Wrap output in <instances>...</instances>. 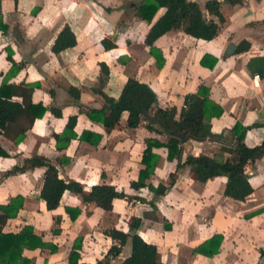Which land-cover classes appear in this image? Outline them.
<instances>
[{"label":"crops","instance_id":"crops-1","mask_svg":"<svg viewBox=\"0 0 264 264\" xmlns=\"http://www.w3.org/2000/svg\"><path fill=\"white\" fill-rule=\"evenodd\" d=\"M143 1H0V87L32 84V102L48 107L22 140L16 141L20 124L0 133V144L10 154L0 156V205L18 195L24 199L18 215L7 220L3 231L18 232L32 225L45 241L57 246L55 252L25 249L30 264H69L78 237L82 239L80 262L99 264L116 243L105 230L116 227L129 232L132 218L138 217L142 219L139 234L158 246L163 264H264V155L246 167L253 192L244 200L226 194L227 176L201 182L190 166L183 165L189 154L222 159L231 156L237 123L249 127L244 138L248 146L264 141V0L238 4L220 0L223 20L213 18L221 31L212 39L189 35L183 27L172 28L154 43L164 57L162 66L145 38L166 9L161 7L149 23L138 15ZM192 1L212 17L205 9L208 0ZM67 25L77 43L56 53L53 45ZM105 38L115 47L106 49ZM232 44L234 52L229 51ZM100 63L110 71L103 81ZM129 78L147 83L160 106H176L178 113L185 96L200 87L223 109L221 116L210 119L212 137L181 142L180 160H170L166 146L153 147L158 162L148 183L168 186L164 195L156 196L148 187L135 190L131 182L138 180L145 167L146 139L166 143L168 134L149 131L144 120L138 127H130L128 111L110 129L85 113L102 108L104 94L119 98ZM71 87L80 91L79 98L70 92ZM13 99L23 100L17 94ZM51 107L60 109L62 115H55ZM72 115H77L76 125L67 129ZM33 155L50 159L61 178L74 179L87 189L96 184L114 185L131 198H116L112 211H106L67 190L60 206L49 210L41 198L44 167L5 175ZM67 206L82 211L72 219ZM56 216H61L58 234L53 232ZM216 235L222 236L218 251L211 253L216 243L210 242L204 248L208 253L197 252ZM131 253L129 239L118 256L110 257V264H120Z\"/></svg>","mask_w":264,"mask_h":264},{"label":"trees","instance_id":"trees-1","mask_svg":"<svg viewBox=\"0 0 264 264\" xmlns=\"http://www.w3.org/2000/svg\"><path fill=\"white\" fill-rule=\"evenodd\" d=\"M1 1V0H0ZM227 3L238 4L243 0H224ZM220 0H208L205 9L212 16L208 18L200 4L192 0H144L139 9L138 15L152 23L157 11L164 7V14L154 22L145 42L150 46L152 55L158 60L159 66L164 63V57L159 49L154 45L155 41L166 34L172 28L183 27L184 31L198 38L212 39L221 31V26L215 21L213 16L221 17ZM77 43L75 33L69 25L65 26L59 33L53 45V50L59 53ZM106 49L115 47V43L107 38L103 40ZM241 47L238 48V51ZM9 60L15 65L12 56L8 55ZM160 60V62H159ZM102 77L109 76L110 71L106 64L100 63ZM17 70V69H16ZM34 86L31 84L21 83L19 85H3L0 87V133L7 132L12 124H20L21 129L16 138L20 141L24 138L26 131L30 128L33 121L38 117H43L48 107L43 104H34L31 100ZM70 92L80 97V91L71 87ZM17 94L22 96L23 100H14L13 96ZM105 105L102 108H92L85 110V113L92 119L102 121L105 126L115 128L121 120L125 111L129 112L128 125L132 128L138 127L145 121V127L155 134H168V141L165 143L158 139H146V147L143 152L142 163L144 168L141 169L138 180L131 182V187L140 190L148 187L156 196L164 195L168 186L160 183L157 187L148 183V180L154 174L157 157L153 154V147L166 146L169 149V159L182 156V146L180 138L172 136L168 131L186 132L189 138L201 140L213 136L210 131V119L214 116H221L223 109L210 100L208 93L200 87L196 93H189L185 96L184 105L178 113L176 106H160L158 96L154 90L144 82L135 78H129L125 84L119 98L111 97L104 94ZM52 112L61 116L60 109L51 107ZM152 115V122L145 114ZM24 119V122H21ZM77 122V115L69 117L67 129H73ZM249 127L237 123L233 131L237 135V142L229 151L231 156L226 159L210 157L204 153L189 154L183 165L191 167L196 174L197 180L206 182L211 178L220 175L228 177L226 194L238 200H244L253 192L248 181L246 167L253 161L264 155V141L261 145L250 147L245 141V135ZM58 137V135H56ZM83 137V135L81 136ZM71 138H69L70 140ZM9 152L0 144V156H9ZM35 167H44V184L41 190V198L46 202L49 210H55L60 206L62 196L65 191H71L80 195L83 202L103 208L106 211H112L114 200L116 198L131 197L124 191L118 190L117 187L110 184H96L87 189L82 183L74 179H64L59 175L58 167L50 159L42 155H33L27 158L21 165L14 166L5 175L22 173ZM140 199V198H137ZM24 199L18 195L10 200L7 204L0 205V264H30V258L24 255L25 249H45L49 248L52 252L57 250V246L51 242L45 241L43 237L37 234L32 225H26L18 232H4L3 228L8 219L16 217L23 207ZM66 211L71 214L72 219H76L81 213V208L65 207ZM142 224V219L133 217L130 224L129 232H124L116 227H110L105 233L113 238L116 243L109 249L104 261L99 264H110V257L118 256L122 248L131 239L132 253L120 264H163L159 261V249L156 244L144 240L138 230ZM61 216L55 217V227L53 232H61ZM82 239L76 238L72 251L69 254V264H90L80 262V253ZM222 241L221 235L212 237L209 241L203 243L197 248V252L208 253L205 247L209 243H216V248L212 254L218 251ZM210 254V253H209Z\"/></svg>","mask_w":264,"mask_h":264},{"label":"water","instance_id":"water-1","mask_svg":"<svg viewBox=\"0 0 264 264\" xmlns=\"http://www.w3.org/2000/svg\"><path fill=\"white\" fill-rule=\"evenodd\" d=\"M235 46L234 44L229 46V51L234 52ZM144 114L152 121L154 122V118L152 116H150L147 111H144ZM168 133L172 136H176L178 138H180L182 143H185L189 137L187 136L186 132H177V131H168Z\"/></svg>","mask_w":264,"mask_h":264},{"label":"built area","instance_id":"built-area-1","mask_svg":"<svg viewBox=\"0 0 264 264\" xmlns=\"http://www.w3.org/2000/svg\"><path fill=\"white\" fill-rule=\"evenodd\" d=\"M256 77H258V75Z\"/></svg>","mask_w":264,"mask_h":264}]
</instances>
